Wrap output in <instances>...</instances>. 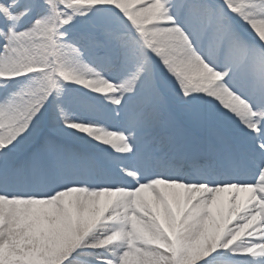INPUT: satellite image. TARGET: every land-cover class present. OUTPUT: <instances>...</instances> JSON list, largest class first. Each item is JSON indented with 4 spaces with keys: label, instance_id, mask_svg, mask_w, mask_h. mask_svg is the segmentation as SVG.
Segmentation results:
<instances>
[{
    "label": "rangeland",
    "instance_id": "374dc122",
    "mask_svg": "<svg viewBox=\"0 0 264 264\" xmlns=\"http://www.w3.org/2000/svg\"><path fill=\"white\" fill-rule=\"evenodd\" d=\"M151 4L153 0L137 5L128 1L123 8L115 0L103 4L90 0H0V190L7 188L13 192L15 187L33 191L43 186L47 191L37 197L38 201L58 198L66 202L89 189L98 200L84 218L83 232L75 234L81 235L80 238L70 247L54 245L52 231H44L41 237L42 231H36L39 233L18 237L13 248L0 251V264H248L240 260L229 262L226 258L218 259L224 263L198 262L200 253L196 254L200 244L203 251L218 249L221 241L230 245L229 241L242 235L245 224L254 228L249 232L251 249L264 250V231L259 228L261 186L257 184L261 165L259 172L255 167L251 169L253 149H264L261 144V141L264 143V115L261 121L257 112L251 114L249 123L243 126L237 124L240 120H229L224 126L225 135L213 132L215 122L226 115L223 106L226 102L237 96L248 103L240 94L244 90L255 101H264V40L261 42L247 32L248 26L256 24L254 21L264 19L261 0H159L154 3L159 10L153 7L151 11L139 10ZM157 27L165 30L164 40L156 41L152 37ZM179 29L197 34V40L189 46L196 55L204 51L203 45L209 46L212 57L215 56L212 67L218 83L194 86L179 81L173 74L167 76V70H160L181 62L183 42L172 40ZM247 35L254 39L252 43ZM160 45L169 47L170 51L161 52L157 49ZM99 59L106 65L100 72ZM139 63L148 74L142 82L117 87L113 85L115 80L108 78L113 69L124 73ZM106 84L113 85L114 89L109 99L111 105L99 97V86L104 89ZM154 85L161 88L160 96L156 97L152 90ZM144 86L146 89L142 90ZM215 86L223 87L226 95L218 96ZM148 89L150 92L144 96L147 104L138 109V115L148 111L157 137L140 147L138 144L136 149L131 145L126 150L131 152L130 157L123 152L116 153L115 147L101 153L92 151L80 137V141L70 143L62 138L63 131L46 125L53 110L55 115L50 121L57 119L62 126L72 122L89 132L99 133L110 125L111 133L116 135L124 128H135L142 115L134 118L132 114L131 120L126 110L119 112V107L112 119V105L129 102L135 105L133 94ZM106 106L109 119L101 114ZM261 106L264 108V102ZM248 135L256 139L249 143L252 148L241 144L238 137L231 138L247 139ZM161 138L172 147L152 149ZM125 144L130 146L129 142ZM236 144L243 149L238 154L240 164L248 168L240 174L251 177L235 184L226 177V167L235 160L233 146ZM186 148L189 152L183 153ZM107 154H118L121 160L130 159L129 163L133 159L143 166L152 164L156 169L167 167L169 170L178 165L177 177L172 176L169 183H187L185 172L192 176L190 170L194 168L201 175H209L208 169L213 166L225 176L217 173L215 182L210 184L216 187L212 190L218 191L213 195V201L220 207L217 217L220 222L226 217L230 220L216 234L213 229L204 241L201 240L204 231L190 212H183L179 206L162 205L167 214L162 219L172 221L173 227L180 225L184 232L175 231L170 236L159 231V237L153 242L156 246L143 241L131 214L132 203L118 199L113 194L118 192L116 188L103 191L104 187L98 184L100 167L108 171L104 165ZM129 174L132 179L139 177L133 170ZM11 195L0 192L4 208L18 210L31 202L29 194ZM101 210L106 213L105 219H99ZM246 210L255 218L243 219L238 215ZM234 225L236 228H232ZM178 236H182L181 242L185 245L181 244L173 252L170 242L174 243ZM1 240H5L4 236ZM52 244L53 250H49Z\"/></svg>",
    "mask_w": 264,
    "mask_h": 264
},
{
    "label": "bare ground",
    "instance_id": "6f19581e",
    "mask_svg": "<svg viewBox=\"0 0 264 264\" xmlns=\"http://www.w3.org/2000/svg\"><path fill=\"white\" fill-rule=\"evenodd\" d=\"M90 1L97 2L98 4H103L108 0ZM115 1H117V5L119 7L123 8L128 1L129 3L135 5L145 2V0ZM158 1L159 0H153V4L149 5L148 7H146L145 5L144 8L139 10H143V12H145V10L149 9L151 11L152 7L154 10H159L160 8L154 5V3ZM263 7L264 2L263 0H261V8ZM146 15H144L143 17H145ZM254 22H256V24L253 26H248L247 32L250 33V35L260 39L262 42L264 40V19L260 18ZM161 29L162 28L157 27L156 32L151 33L152 37L156 41L164 40L166 37L165 30ZM176 31L179 34L177 35L175 33L174 36H172V40L177 42L179 41V39H181L184 45L181 62L175 66H168L167 68L160 67V70H167V76L173 74L179 81L183 80L194 86H198L201 83H204L207 86L218 83L216 82L218 78L216 77L214 68L212 67V60L215 56L212 57L209 46H206L204 51L201 52V55L198 56L189 48V46H192L197 40V37H195L197 36V34H191L182 29ZM246 38H250V36L247 35ZM253 40L254 39L250 38V43H252ZM157 49L161 50V52L163 53H167L170 51V48L164 45H160ZM161 63L162 62H160V64ZM105 68L106 65L104 66V64H102L99 59V72L100 70H105ZM169 68H173L175 72L171 73ZM111 72L108 78L114 79L115 84L113 85L117 87L125 86L129 82H142L148 75L142 63H139L137 66H133L132 68L125 70L124 73H120L117 68L113 69ZM108 78L103 80L106 82ZM113 85L111 86L109 84H106L107 88L104 89L99 86V97L106 105H111V101L109 99L111 98L114 90ZM213 88L215 89L218 96L224 97L226 95L223 87L215 86ZM145 89L146 87L144 86L142 90ZM109 90H112V92ZM150 90L151 89H148L142 92L140 95L133 94V96L137 98V100L135 101V105H132L131 102H129L127 105L123 104L122 106H115V103L112 105V119L113 114L119 107V112L121 113L126 110L128 117L131 120H133L132 114H134V118L139 116L141 117L142 115L141 121L138 123V125H136L135 128H124V131H120L116 135L111 133L110 125H107V127L99 131V133L89 132L83 129L81 126L72 122L62 126L61 123L57 121V119H53L50 121L52 115H55L53 110L50 111L46 125H48L50 129L52 128L55 131H63L62 138L70 141V143L80 141V137L83 138L82 142L84 143V145H86V147L91 150L99 151L115 147L116 152L125 153L126 150H130L131 145L136 149L138 144L152 141L154 140V137H157V135L153 133L154 123L148 111L146 110L144 114L140 112V114L138 115V109L140 107H145V103L147 104V102H145L146 99L144 98V96H146L150 92ZM152 90L155 92L156 97L162 94L161 88L156 85L152 87ZM103 91L106 92L102 93ZM240 94L244 96V98H246L245 100H249L248 103L245 104L244 101H242V99L237 96L226 102L223 105L225 107L224 112H226V115L224 114V116L219 118V121L216 122V125L220 129H225L224 126L228 123L229 120L232 122L235 120H240V122H238L237 124H239L240 126L246 125L250 121L251 114H256V112L261 115L262 121L264 108L261 106V102H264L263 99H261V102L255 101L253 96L246 90H244ZM226 99L228 98H225V100ZM55 112L56 115L60 114L58 110H55ZM101 114L107 119L110 118V112L107 106L106 109L101 112ZM138 128H142L141 131H139ZM127 129H130L131 132L129 133L128 131H125ZM250 140L254 141L256 139L250 138ZM126 142H129L130 146L126 145ZM70 143H68V145ZM218 143L220 146L221 144L219 141ZM163 144L164 146H167V143ZM99 153H101V151H99ZM255 162V165L257 166L262 165L261 175H264V151L261 153L257 152ZM105 165L106 167L112 169L114 174H118V176L120 177L109 173L102 174L100 175L98 184L104 187L103 191H107L108 187L116 188L118 192L113 194L118 197V199L123 198L132 203L133 207L131 209V214L134 216L136 224L138 225L140 232L142 233L143 241L148 240L149 242H152V244H154V239L156 237H159V231L166 232L170 236H173L175 231L177 233L180 232V234L184 232V228L180 225L175 226L177 227L175 230V227H173V225L171 224L172 221L162 219L167 215L162 205L177 207L179 206L182 207L183 210L190 212V214L194 216L193 220L199 223L200 228H202V231H204L201 240L205 241L208 238L209 233L213 229L216 230V234L217 229L220 225V219L217 217L220 207L215 201H213V195L218 191H214L206 186H198L196 184L177 185L175 183H169L167 182V179L171 176V174L166 173L162 170L153 171L149 167L144 172V174H141L140 179L131 180L129 178L131 177L129 174L131 169L141 172L142 170H144V168L141 169V167L136 164L132 165L127 162H122L117 155H111L105 161ZM232 166L236 167L230 164L229 169H231ZM173 170H175V167L171 169V171ZM250 177L251 176L249 174H245L240 178H233L232 180L233 182L239 183L249 179ZM188 180H191V182L195 181V179L191 178H188ZM88 181L91 184H94L93 181ZM257 184L261 186L262 206L261 222H259V228L264 231L263 176H259ZM30 190H17V188L15 187L13 192L11 189L7 188H3L0 190L1 194L4 195L12 194L13 196L21 197L29 194V197H31V202H29V204L24 207H20L18 210H16V207L4 208L0 203V251H7L8 249L13 248V243H15L21 236L28 233H39L36 231H42V233L39 234L40 237L42 236L44 231H52L53 244L61 246L63 248L70 247L71 244L78 241L81 235L75 236V234L76 232H83V226L84 224H86L84 218H87V216L92 212V208L97 205V196L88 189L85 190L84 194H80V197H76L75 199L68 200L66 202H61L58 200V198L43 199L38 201L37 197L44 194L47 190L44 189L43 186L37 190ZM111 194L112 193H110V195ZM101 196H103V194L99 195V199ZM110 203L112 205L114 202H109L107 204ZM27 213L29 214L27 215ZM99 214V219H102V217L104 219L106 218V213H103L102 210L99 211ZM240 216L243 219L255 218V216L251 215L247 210L242 215L240 213ZM159 219H161L162 221H160ZM232 228H236V226L234 225L232 226ZM242 229H245L242 235L234 242L229 241L231 242L230 245L221 241L217 245L219 247L218 249H207L206 251H203L204 247L200 244V250L196 253H200V258H197V256L195 258L199 259L198 262H212L217 261L218 259L226 258L229 262L240 259V261L247 262L248 264H264V250H254L251 249L252 247L250 246V233L254 228L251 224H245ZM228 231H231L230 227L228 228ZM1 236H4L5 240H1ZM181 241L182 236L180 238L178 236L174 239V243L170 242V245L172 246L171 251H177L181 244L184 246L185 244ZM53 244L50 248H48L47 246L46 247L49 250H53ZM153 246L156 245L154 244ZM173 249H175V251ZM91 252L97 253V251ZM218 261L224 263L221 260ZM191 263H193V261Z\"/></svg>",
    "mask_w": 264,
    "mask_h": 264
}]
</instances>
